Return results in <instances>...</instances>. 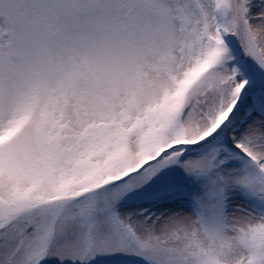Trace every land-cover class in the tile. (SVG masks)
Here are the masks:
<instances>
[{
  "label": "snow or ice",
  "instance_id": "6c2138e0",
  "mask_svg": "<svg viewBox=\"0 0 264 264\" xmlns=\"http://www.w3.org/2000/svg\"><path fill=\"white\" fill-rule=\"evenodd\" d=\"M0 264H264V0H0Z\"/></svg>",
  "mask_w": 264,
  "mask_h": 264
}]
</instances>
